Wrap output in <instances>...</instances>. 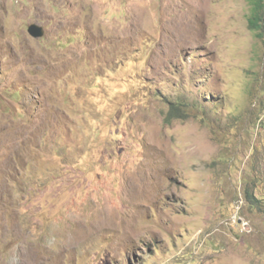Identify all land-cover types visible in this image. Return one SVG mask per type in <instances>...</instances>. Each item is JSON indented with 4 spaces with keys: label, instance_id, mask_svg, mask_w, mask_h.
<instances>
[{
    "label": "rangeland",
    "instance_id": "1",
    "mask_svg": "<svg viewBox=\"0 0 264 264\" xmlns=\"http://www.w3.org/2000/svg\"><path fill=\"white\" fill-rule=\"evenodd\" d=\"M249 9L0 0V264H264Z\"/></svg>",
    "mask_w": 264,
    "mask_h": 264
},
{
    "label": "trees",
    "instance_id": "2",
    "mask_svg": "<svg viewBox=\"0 0 264 264\" xmlns=\"http://www.w3.org/2000/svg\"><path fill=\"white\" fill-rule=\"evenodd\" d=\"M250 5L249 14H248V24L249 28L254 34L255 38L264 45V0H248ZM252 93V91H249ZM180 104V103H179ZM201 110L199 113L195 114L201 122L206 121V107L200 104H197ZM213 108L217 106L211 104ZM173 111H179V105L172 104ZM263 117L259 120V127H262L264 130V121ZM259 160V159H256ZM263 179L262 174L258 175L257 178H253L252 182H246L244 186L243 193L245 195V200L250 209L255 213L264 214V196L256 193L260 181Z\"/></svg>",
    "mask_w": 264,
    "mask_h": 264
},
{
    "label": "water",
    "instance_id": "3",
    "mask_svg": "<svg viewBox=\"0 0 264 264\" xmlns=\"http://www.w3.org/2000/svg\"><path fill=\"white\" fill-rule=\"evenodd\" d=\"M28 33L30 34L31 37L34 39H40L43 38L45 35V30L42 26L33 24L29 27Z\"/></svg>",
    "mask_w": 264,
    "mask_h": 264
}]
</instances>
